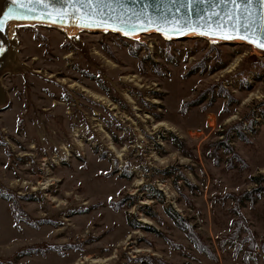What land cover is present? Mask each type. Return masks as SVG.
I'll list each match as a JSON object with an SVG mask.
<instances>
[{
    "label": "rangeland",
    "instance_id": "obj_1",
    "mask_svg": "<svg viewBox=\"0 0 264 264\" xmlns=\"http://www.w3.org/2000/svg\"><path fill=\"white\" fill-rule=\"evenodd\" d=\"M10 35L0 264H264V56L154 33Z\"/></svg>",
    "mask_w": 264,
    "mask_h": 264
},
{
    "label": "water",
    "instance_id": "obj_2",
    "mask_svg": "<svg viewBox=\"0 0 264 264\" xmlns=\"http://www.w3.org/2000/svg\"><path fill=\"white\" fill-rule=\"evenodd\" d=\"M158 3L161 9L160 13L156 10ZM146 4L151 6L145 10ZM199 7L206 11L202 18L197 19L195 14L186 17L185 9L179 5L171 4L169 0H164L163 3H160V0H139V3H132V0H127L123 10L117 8L115 12H111L107 16H99L89 14L88 9L81 5H63L60 3L53 5L49 3L45 7L40 4L28 3L27 0L16 4H12L11 0H0V22L3 24V31H0V46L5 49L4 53L0 55V78L14 72L18 67L16 40L8 34V28L11 25H36L59 30L104 32L118 35L121 38H133L148 33H154L167 41L202 38L218 44L242 43L264 56V50L254 46L256 33L250 34L252 42L249 43L246 39H242L238 32H233L227 26L232 22H235L237 26L239 25L240 21H235L234 17L228 21H224L222 17L220 23L225 26H218L213 13L220 12L221 8L224 7L223 5L212 8L211 5L204 4ZM227 7L229 9L234 8L232 5ZM250 8L254 16L259 13L257 5H252ZM10 9H14V11H10ZM164 9L170 11L164 13ZM142 10H144V15L137 19L133 13ZM102 20L106 22L100 23ZM86 24L89 26L85 27ZM224 37L232 38L226 39ZM5 102V92L0 85V108L4 106Z\"/></svg>",
    "mask_w": 264,
    "mask_h": 264
},
{
    "label": "snow or ice",
    "instance_id": "obj_3",
    "mask_svg": "<svg viewBox=\"0 0 264 264\" xmlns=\"http://www.w3.org/2000/svg\"><path fill=\"white\" fill-rule=\"evenodd\" d=\"M12 4H16L18 2H24V0H11ZM28 3L40 4L45 7L48 6L49 3L53 5L55 3H60L63 5H81L88 9L89 14H96L99 16H107L111 12H115L117 8L124 9L127 3V0H27ZM164 0H160V3H163ZM169 2L173 5H179L180 7L185 9L186 17H190L195 14L197 19L203 17L204 12L206 10L200 9V5L209 4L212 8H217L220 6H224L221 8L220 12H214L213 16L216 18L217 24L219 27L225 26L221 24V18L223 17L224 21H228L233 19L235 21H240L239 25L235 22L228 24L227 26L231 28L233 32H238L242 39H246L247 42H252L251 33H256L255 39L256 43L254 46L264 50V0H169ZM132 3H139V0H132ZM234 6L233 9H229L227 6ZM252 5H257L259 7V13L257 15H253V12L250 8ZM151 5H145V10L147 7ZM157 12L160 13L161 9L159 3L156 8ZM10 11H14V9H10ZM29 11H32L29 9ZM169 9H164L163 12H169ZM179 11V8H177ZM137 19L144 15V10L140 12L133 13ZM163 14V13H161ZM55 22V21H53ZM106 21H100V23H105ZM89 25H85L88 27ZM127 27V25H126ZM0 31H3V24L0 22ZM226 39L232 37H224ZM5 49L3 46H0V55L4 53Z\"/></svg>",
    "mask_w": 264,
    "mask_h": 264
},
{
    "label": "bare ground",
    "instance_id": "obj_4",
    "mask_svg": "<svg viewBox=\"0 0 264 264\" xmlns=\"http://www.w3.org/2000/svg\"><path fill=\"white\" fill-rule=\"evenodd\" d=\"M12 26V25H11ZM11 26H9V28H8V34L10 35V27ZM61 31H63V32H65V33H71V32H74L73 30H61Z\"/></svg>",
    "mask_w": 264,
    "mask_h": 264
},
{
    "label": "trees",
    "instance_id": "obj_5",
    "mask_svg": "<svg viewBox=\"0 0 264 264\" xmlns=\"http://www.w3.org/2000/svg\"><path fill=\"white\" fill-rule=\"evenodd\" d=\"M166 42H170V41H166ZM174 214V213H173Z\"/></svg>",
    "mask_w": 264,
    "mask_h": 264
}]
</instances>
